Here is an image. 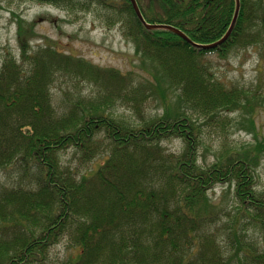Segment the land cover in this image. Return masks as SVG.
<instances>
[{"label":"trees","instance_id":"obj_1","mask_svg":"<svg viewBox=\"0 0 264 264\" xmlns=\"http://www.w3.org/2000/svg\"><path fill=\"white\" fill-rule=\"evenodd\" d=\"M32 1L71 12L91 4L104 9L165 96L162 112L146 116L152 93L132 73L97 67L48 42L34 48L33 25L16 16L18 57L8 52L0 63V173L20 174L0 185V264H46L62 239L78 249L70 264H264V190L256 189L255 170L264 139L201 166L198 123L243 103L251 107L246 91L227 88L204 60L258 51L264 0H239L230 36L210 50L172 29L197 45L215 43L231 25L235 0H135L146 24L171 30L146 29L129 0ZM58 78L74 90L55 107ZM81 85L93 92L83 94ZM116 105L129 106L135 120L114 117ZM262 127L252 126L255 138ZM171 140L181 142L179 153H166L162 143ZM69 149L82 164L101 162L77 177L60 160ZM217 186L232 188L236 204L224 225L230 215L208 196Z\"/></svg>","mask_w":264,"mask_h":264},{"label":"rangeland","instance_id":"obj_2","mask_svg":"<svg viewBox=\"0 0 264 264\" xmlns=\"http://www.w3.org/2000/svg\"><path fill=\"white\" fill-rule=\"evenodd\" d=\"M16 16L33 25L35 36L32 38L31 46L34 48L44 47L48 42L50 45H56L60 51L82 58L97 67L132 73L134 78L149 87L152 93L144 107L145 115L155 116L162 112L165 95L161 94L158 81L151 75L149 63L143 62L136 56L134 44L125 38L119 26H110L106 22L107 13L101 7L91 4L85 10L78 9L71 12L45 2L0 0V63L8 52L18 57ZM204 61L214 77L227 88L236 87L246 91L247 102L251 107L247 108L243 103L242 107L232 112H221L212 119L206 117L199 120L202 135V146L199 151L201 166L213 163L228 149L243 148L251 151L256 147L257 142H262L264 139L263 134L255 138L252 132V126L255 132L260 128L263 131L264 45L258 51L252 48L233 49L225 59L210 55ZM73 86V82L67 78L57 79L51 91L55 107L59 105L66 91L74 90ZM79 87L83 94L89 95L93 92L87 85ZM111 111L118 119L127 122L135 120L129 106L116 105ZM162 146L166 153L170 154H177L182 148L178 140L163 142ZM60 160L64 167L70 168L77 177H80L95 169L101 162V157L82 164L79 155L69 149L60 153ZM255 170L256 189L262 191L264 190V151L260 154V162ZM19 174L20 172L14 168L10 172L0 173V185L8 187L16 183ZM232 190V188L227 189V186H217L208 193L210 201L225 208V212L230 215H225L220 222L222 225L236 213L233 209L236 204L232 198ZM246 229L251 230L249 226ZM254 243L262 247L259 240ZM77 253L76 247L67 239H62L50 248L46 264H70Z\"/></svg>","mask_w":264,"mask_h":264},{"label":"water","instance_id":"obj_3","mask_svg":"<svg viewBox=\"0 0 264 264\" xmlns=\"http://www.w3.org/2000/svg\"><path fill=\"white\" fill-rule=\"evenodd\" d=\"M129 1H130V4H131L134 12H135L136 17L138 18L140 23L144 25V27L146 29H148V30H171V28H169V27L146 24L145 21L143 20L142 16H141V14H140V11H139V9L137 7V4H136L135 0H129ZM238 10H239V0H235V12H234L233 20L231 22V25H230L227 33L219 41H217L215 43H212V44H209V45H197V44H194L183 33H181L180 31L173 30V29H172V31L174 32V34H176L181 39H183L184 41H186L187 43L191 44L193 47H195L197 49H202V50L214 49V48L220 46L221 44H223L227 40V38L230 36V34H231L232 30H233L234 24H235V20L237 18Z\"/></svg>","mask_w":264,"mask_h":264}]
</instances>
